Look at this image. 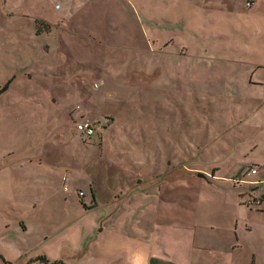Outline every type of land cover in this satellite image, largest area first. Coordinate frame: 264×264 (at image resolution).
Here are the masks:
<instances>
[{
  "label": "rangeland",
  "instance_id": "obj_1",
  "mask_svg": "<svg viewBox=\"0 0 264 264\" xmlns=\"http://www.w3.org/2000/svg\"><path fill=\"white\" fill-rule=\"evenodd\" d=\"M216 1L0 2V264H227L246 256L234 238L260 252L264 201L239 193L264 180V82L248 83L264 0ZM214 91L249 93V114Z\"/></svg>",
  "mask_w": 264,
  "mask_h": 264
},
{
  "label": "crops",
  "instance_id": "obj_2",
  "mask_svg": "<svg viewBox=\"0 0 264 264\" xmlns=\"http://www.w3.org/2000/svg\"><path fill=\"white\" fill-rule=\"evenodd\" d=\"M5 1H8V0H5ZM17 0H11V2H16ZM221 1V3H223L225 0H220ZM245 1L246 0H243V6L245 5ZM0 2H1V4H3L4 3V6L6 5V3L4 2V0H0ZM217 3H219V2H217L216 0H211V4H217ZM225 3V2H224ZM0 4V5H1ZM242 6V8H244ZM245 9V8H244ZM23 17H25V18H28V16H24L23 15ZM31 19V18H30ZM29 25V24H28ZM30 25H31V23H30ZM32 26V25H31ZM164 45H165V43H164ZM163 59V58H162ZM162 62V61H161ZM258 67H263V66H258V65H256L255 66V69H257ZM160 72L162 73V72H164V68L163 67H161V64H160ZM161 73H160V75H161ZM162 80H163V78H161ZM263 82H264V80L262 79V78H259L258 80H252L251 79V77H249V81H248V83H250L251 85H263ZM162 85L163 86H167L166 85V82H164V81H162ZM168 89H170L169 87H166L165 88V90H168ZM183 89H184V87H182L181 88V90L183 91ZM252 89H255L254 87L252 88ZM162 90V89H161ZM173 92H174V90H172ZM175 93V92H174ZM215 93V94H214ZM214 96L216 97H219V98H224V99H238L241 103H239V105H240V109H239V111H240V114L241 115H243V116H247V114H249V102H248V100L250 99L249 98V93H245V98H242V97H237L239 94L238 93H230V92H227V97L225 98V97H222V96H220V95H217L218 93H216L215 91H214ZM253 96H257V94H254ZM263 96V97H262ZM260 98H258V97H255V108L253 107V110H256L257 112V114H258V116L262 119V120H264L263 118H264V111H262V109L264 110V93H263V95H262ZM170 98H174V97H170ZM247 100V101H246ZM252 107V106H251ZM252 109V108H251ZM253 113V112H252ZM79 119H81V118H79ZM76 120H78V119H76ZM75 120V121H76ZM257 119H256V123H257ZM262 123L264 124V122H261V121H259V123H257L256 125L258 126H260V125H262ZM262 129H263V127H261ZM264 140V139H263ZM66 188H64L65 190H68V187L67 186H65ZM83 195H84V193H83ZM146 195H144V197H145ZM240 198V197H239ZM145 200H146V198H145ZM144 200V201H145ZM241 202V201H240ZM240 202H239V204H240ZM142 205V204H141ZM241 205V204H240ZM256 211H258V209H256ZM118 221L121 223V219L120 218H118ZM102 227H103V225H101V229L99 230V231H101L102 230ZM239 240H240V238H234V241H233V244H232V247H231V251L232 252H234V250H237L238 251V249H240L241 250V252H243L244 250H245V248L247 249V251H246V256H243V257H241V255H239V259H237V258H235V259H233V260H229L228 261V263L227 264H261V262H260V256L262 255V252H263V249H262V246H263V244H264V242L262 241V240H258L256 243L258 244V249L259 248H261L259 251L260 252H257L256 250H254V249H251V248H249V244H250V240H248V242L247 241H244V244L243 245H238V242H239ZM262 250V251H261Z\"/></svg>",
  "mask_w": 264,
  "mask_h": 264
},
{
  "label": "trees",
  "instance_id": "obj_3",
  "mask_svg": "<svg viewBox=\"0 0 264 264\" xmlns=\"http://www.w3.org/2000/svg\"><path fill=\"white\" fill-rule=\"evenodd\" d=\"M38 21H42V20H35V21H33V22H35V25L37 24L38 25ZM41 23H45V24H43V26H45V29H43V30H41L40 31V29L39 28H37V30H36V34H40L42 31H44L45 30V32H47L48 31V28H49V25L46 23V22H41ZM12 78H13V76H11L1 87H0V94L1 93H3V92H5L7 89H8V87H9V84L11 83V81H12ZM250 163V165L251 166H248L249 168H248V170H247V172H249L252 168H254L255 170H256V172L255 173H257L258 172V170H257V167L259 166L257 163L255 164V163H253V164H251V162H249ZM254 173V174H255ZM251 175H253V174H251ZM246 184H251V183H244V184H240V185H242V187L243 186H247L248 187V185H246ZM253 184V183H252ZM251 184V185H252ZM233 185L234 186H236L237 187V183L235 184V183H233ZM239 185V184H238ZM239 185V186H240ZM256 194H257V192H253V196L252 195H248V194H246L245 193V190H244V192H240L239 193V197L240 198H242V197H244L243 198V200H242V202H240V204L241 205H246L247 207L248 206H251V205H259V204H261V202L262 201H264L263 200V198H261L260 196H256ZM40 262H42V263H45V264H49V261L45 258V257H38L37 258ZM8 264H10V263H8Z\"/></svg>",
  "mask_w": 264,
  "mask_h": 264
},
{
  "label": "built area",
  "instance_id": "obj_4",
  "mask_svg": "<svg viewBox=\"0 0 264 264\" xmlns=\"http://www.w3.org/2000/svg\"><path fill=\"white\" fill-rule=\"evenodd\" d=\"M246 5H249V2H246ZM74 127L77 131L87 136L94 135L95 132L94 125L85 119L76 120L74 122ZM255 172L256 170L254 168L249 171L250 174H254ZM79 194L82 195V192H79Z\"/></svg>",
  "mask_w": 264,
  "mask_h": 264
},
{
  "label": "flooded vegetation",
  "instance_id": "obj_5",
  "mask_svg": "<svg viewBox=\"0 0 264 264\" xmlns=\"http://www.w3.org/2000/svg\"><path fill=\"white\" fill-rule=\"evenodd\" d=\"M264 182V180H260V181H257L255 184V186H252V188L250 189L251 191V194H253V192H258L260 191V197L263 198L264 200V194L261 192V187H262V183Z\"/></svg>",
  "mask_w": 264,
  "mask_h": 264
},
{
  "label": "water",
  "instance_id": "obj_6",
  "mask_svg": "<svg viewBox=\"0 0 264 264\" xmlns=\"http://www.w3.org/2000/svg\"><path fill=\"white\" fill-rule=\"evenodd\" d=\"M199 175V174H198ZM199 176H201V175H199ZM202 176H204V175H202Z\"/></svg>",
  "mask_w": 264,
  "mask_h": 264
}]
</instances>
